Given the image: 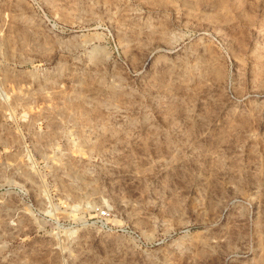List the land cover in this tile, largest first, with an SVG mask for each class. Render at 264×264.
Here are the masks:
<instances>
[{
	"label": "rangeland",
	"instance_id": "rangeland-1",
	"mask_svg": "<svg viewBox=\"0 0 264 264\" xmlns=\"http://www.w3.org/2000/svg\"><path fill=\"white\" fill-rule=\"evenodd\" d=\"M0 264H264V0H0Z\"/></svg>",
	"mask_w": 264,
	"mask_h": 264
},
{
	"label": "bare ground",
	"instance_id": "bare-ground-1",
	"mask_svg": "<svg viewBox=\"0 0 264 264\" xmlns=\"http://www.w3.org/2000/svg\"><path fill=\"white\" fill-rule=\"evenodd\" d=\"M85 30V29H84ZM92 35V33H90L89 35H84L81 39H83V43L84 44H89V43H92L94 40H95V38L93 37L94 35H96L94 32H93V35ZM79 38V37H78ZM68 39H70V38H68ZM77 39V38H76ZM81 39H80V41H81ZM79 41V40H78Z\"/></svg>",
	"mask_w": 264,
	"mask_h": 264
},
{
	"label": "built area",
	"instance_id": "built-area-1",
	"mask_svg": "<svg viewBox=\"0 0 264 264\" xmlns=\"http://www.w3.org/2000/svg\"><path fill=\"white\" fill-rule=\"evenodd\" d=\"M102 215L104 214V212L101 213Z\"/></svg>",
	"mask_w": 264,
	"mask_h": 264
}]
</instances>
